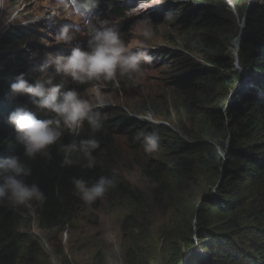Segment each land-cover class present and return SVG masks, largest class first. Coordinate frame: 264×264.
Returning <instances> with one entry per match:
<instances>
[{"label":"rangeland","instance_id":"374dc122","mask_svg":"<svg viewBox=\"0 0 264 264\" xmlns=\"http://www.w3.org/2000/svg\"><path fill=\"white\" fill-rule=\"evenodd\" d=\"M117 1L127 7L120 17L109 7L98 9L96 13L99 19L118 25L126 46L136 50L144 40L140 22L145 17L163 15L168 4L165 0ZM171 1L178 2L179 7L186 3L184 0ZM236 1L190 0L194 8L205 4L214 6L215 14L224 22L222 29L209 34L211 40L195 47L197 42L190 32L182 34L185 29L177 21L172 22L177 16L173 15L171 22L162 18L152 23L154 35L145 42L152 57L151 63L142 62V70L132 75V81L124 91L101 81L82 93L99 106L97 110L106 117L119 115L114 123L121 135L108 155L109 168L116 180L129 182L139 192L141 202L139 204L119 191L107 190L97 206L81 204L71 219L50 229L39 226L40 203L33 202L30 207L15 206L17 231L33 239L39 252L30 258L25 248L19 264H126L122 223L128 214L138 219L139 229L134 232L146 239L142 243L148 251L146 264H227L229 255L233 254L224 251L221 243L214 242L220 234L230 235L227 228L219 226L229 216L227 207L238 208L239 213L247 218L243 225L247 229L244 242L235 236L231 238L232 249L242 251L236 260H264V190L256 194L251 185L243 182L244 160L234 165L233 176L228 175L226 167H222L219 176L215 175V162L222 159L225 163L233 159L234 152L240 148L237 145H246L253 135L251 130L241 133L238 120L242 115H231L233 106L241 105L247 96L264 99V71H259L255 65L242 66L239 62L245 28ZM253 2L264 3V0H240L241 4ZM53 6V0H0V54L13 52L34 61L49 54L57 57L56 54L64 53L67 56L73 47H86L87 29L82 23L84 30L76 33L70 43H62L55 33H48L50 26L46 18L57 23L54 17L57 9L54 10ZM60 22L80 23L76 16L64 17ZM23 29L28 34L20 33ZM180 37L188 39V45L195 48L190 49ZM213 58L229 60V67L221 68L208 62L207 59ZM38 65L41 68L42 65ZM191 67H214L224 77L233 78L234 84L227 91L207 82L196 87H183L174 76ZM33 70L29 76H35ZM47 70L46 74L50 72ZM42 73L38 71V79L45 78ZM65 77V83H76L71 77ZM19 103L36 111L26 100ZM145 105L148 109L141 110ZM218 112L224 119V128L221 129L213 125L211 116ZM123 115L132 122L142 120L168 128L167 134L161 138L164 146L170 148H163L161 153L163 159L173 166L172 171L178 174L174 181H180L179 188L184 189L174 199L162 202L163 198H157L158 182L144 175L125 137L121 138L123 132L133 128L131 122H119ZM137 129L133 131L140 128ZM178 141L194 145L197 151L191 154L179 149ZM218 205H221L220 210L216 208ZM200 208L203 209L201 218ZM204 209L208 211L207 215H204ZM183 210L187 212L186 216H181ZM249 229L253 230L254 236ZM169 243L177 249L182 247L178 263L170 260L173 246L169 247Z\"/></svg>","mask_w":264,"mask_h":264},{"label":"trees","instance_id":"16d2710c","mask_svg":"<svg viewBox=\"0 0 264 264\" xmlns=\"http://www.w3.org/2000/svg\"><path fill=\"white\" fill-rule=\"evenodd\" d=\"M165 1L168 5L162 11L163 15L159 14L155 18H150L152 23L155 24L160 19H165L166 15L169 13H171L172 16H177L175 21L172 22L174 23L177 21V23L185 29L182 34H188V32H190L197 42L195 47H199L200 43L206 44L208 40L212 39L209 36L210 33L224 27V22L215 14V9L212 5L205 4L200 8H194L195 6L191 4L190 0H184L186 3L179 7L178 2H172L171 0ZM101 2H103V0H101ZM110 5L114 8V15L121 16L125 14L127 10V7L122 6L117 0H110ZM235 5L237 6L241 18L247 15L245 27L246 36L242 40L239 62L242 66L255 65L259 71H264V3L253 2V4H241L240 0H237ZM20 33L28 34L26 29H23ZM179 39L190 49L195 48L188 45V39L184 37H180ZM212 44L214 45L215 43ZM207 60L208 62H214L221 68L229 67V60L219 58ZM30 66V61L20 54H15L13 52L0 54V161L11 156H18L30 167L31 174L25 178L26 183L37 184L45 196L43 204H41L38 209L39 226L42 229L57 227L63 221L71 219L77 207L85 203L72 183L73 178H82L91 184L101 176H107L112 181V185L107 189L109 192L119 191L140 204L142 197L139 192L134 189L129 182L116 180L109 168L110 159H108V155L115 146L117 138H119L118 136L121 135L117 133L118 130L115 127L116 123H114V119L119 118V115L106 117L101 112L103 127L100 131H91L87 123H85L79 136L73 137L68 133L62 136L61 143L65 145L72 142L73 139H76L78 142L89 136H95L100 142V147L93 152L97 163L92 169L83 167V161L72 166L63 165V154L59 151L58 145L50 146V159L40 155H37L35 159H30L25 156L24 146L18 142L14 126L9 123V116L17 107H22L23 104L19 103V101H28V105L32 109L35 108V105H33L30 95L10 98L9 93L10 86L12 83L16 82V77L18 75L24 74L25 77L29 76L30 72L33 70ZM181 71L182 72L174 76V78L183 87H196L200 83L207 82L212 86L222 87L227 91L229 87L234 84L233 78L229 79L224 77L214 67L202 69L191 67L187 68V70L182 69ZM101 81L113 85L117 90L124 91L132 81V76L131 78L127 76H118L116 81L93 80L85 83L77 82L76 89L83 93L92 86L99 84ZM227 106H229V103ZM25 108H27L26 104ZM147 109L146 105L141 108V110ZM232 109L231 115H242V119L238 120L241 133L245 131L243 132V134H245L248 130H251L253 135L249 138L246 145H237L240 148L234 152L232 156L233 159H229L225 163L222 159L215 162V175L219 176L222 167H226L228 175L233 176L235 170L234 165H238L239 161L244 160L245 172L243 182H245L247 186L251 185L253 192L257 194L264 190V99H258L255 96H247L241 105H234ZM37 116L39 119L51 118V114L46 112H38ZM211 116L213 125L217 129L224 128V119L219 112ZM119 120V122H127L126 124L130 122L133 123V128L127 132H123L124 134L121 138L125 137L128 143L127 146L133 152L138 163H140L144 175L158 182L159 188L157 191V198H163V202L165 199L172 200L174 196H178L179 193H182L184 189L182 187L179 188L180 181H174V178L178 177V174L172 171L173 166L163 159L161 153L163 148H170L164 146V141L161 138V136L167 134L168 128L164 125H155L142 120H135L132 122L124 115L120 116ZM134 128L140 129H137L138 131L136 132L133 131ZM153 132H156L160 137V147L158 151L146 153L141 141L136 140L135 137L138 133L150 134ZM178 146L179 149L187 150L191 154L197 151L194 149V145L184 141H178ZM222 151L228 153L227 149H223ZM73 158L75 159V157ZM235 159H237L236 162ZM176 166L178 170H181L179 165ZM176 186H178L177 189ZM99 201L100 198L91 203V205L97 206ZM220 206L221 205H218L216 208L220 210ZM227 209L230 210L228 211L229 216L227 220H224L225 222L219 223V226L227 228L230 235L223 233L216 236L214 239L215 243H221L220 246L224 251L229 252L228 254H233L229 255L227 264H264V260L258 262L236 260V258L240 256L239 253L242 251L238 248L232 249L231 238L235 236L244 242L247 229L244 228L243 225L247 223V218L239 213L238 208L230 209L227 207ZM186 214L187 212L183 210L181 216H186ZM202 214L203 209L200 210L199 218L202 217ZM207 214L208 211L204 209V215ZM14 218V206L7 204L0 205V264H19L24 257L25 248L28 254L27 257L34 258L39 253L36 250L34 240L28 239L27 235L17 231ZM137 220L135 215L128 214L122 223V240L126 247V264H146V262H148V251L142 247V243L146 242V239L134 232L139 229L136 223ZM249 232L254 236L252 229H249ZM168 245L169 247L173 246L171 247L173 251L170 254L171 262L175 260V262L178 263L182 256V247L180 250L171 243Z\"/></svg>","mask_w":264,"mask_h":264},{"label":"clouds","instance_id":"9594fccd","mask_svg":"<svg viewBox=\"0 0 264 264\" xmlns=\"http://www.w3.org/2000/svg\"><path fill=\"white\" fill-rule=\"evenodd\" d=\"M53 1V8L57 9L54 15L57 23L54 24L46 18V23L50 26L48 33H55L57 40L62 43H70L76 38V33L84 30L81 27L82 23L87 29V45L84 48L73 47L71 54L67 56H64V53L56 54L57 57L49 54L48 57L30 61L33 71L36 72L35 76L30 75L26 78L24 74L18 75L16 82L10 86L9 96L15 98L30 95L36 111L17 107L10 114L9 123L14 126L17 140L24 146V154L28 158L35 159L40 155L50 159V146L58 145L59 151L63 154V165L72 166L83 161V167L92 169L97 163L93 152L100 147V142L94 135L78 142L73 139L67 145L61 143L65 133L73 137L79 136L85 123L93 132H98L103 127L101 112L97 110L99 106L85 98L80 91L73 88V85L93 80L116 81L118 76L131 78L134 73L140 72L142 62L152 61L145 48V42L154 35L152 21L145 17L140 22L144 40L136 50H130L119 26L99 19L96 13L98 9L106 7L113 13L114 8L110 5V0ZM75 16L80 23L72 25L68 24L69 22H66L67 24L60 22L64 17ZM165 19L171 22L173 20L171 13L167 14ZM38 63L42 65L41 68ZM47 69L50 74H46ZM39 70L43 72L45 78L38 79ZM65 75L76 83H65L67 81ZM38 112L49 113L51 118L39 119ZM135 139L141 141L146 153L159 150L160 137L156 132L138 133ZM30 174V167L18 156L0 161V205L30 207L33 202L43 204L45 196L39 186L35 183H26L25 178ZM72 183L80 193L81 199L88 204L102 197L112 185L111 179L107 176H101L91 184L82 178H73Z\"/></svg>","mask_w":264,"mask_h":264},{"label":"water","instance_id":"95a60500","mask_svg":"<svg viewBox=\"0 0 264 264\" xmlns=\"http://www.w3.org/2000/svg\"><path fill=\"white\" fill-rule=\"evenodd\" d=\"M246 22H247V15L244 17V20H243V28H245L246 27ZM246 36V33L245 34H243V38ZM240 41H241V38L239 39V43H240ZM240 45V44H239Z\"/></svg>","mask_w":264,"mask_h":264},{"label":"bare ground","instance_id":"6f19581e","mask_svg":"<svg viewBox=\"0 0 264 264\" xmlns=\"http://www.w3.org/2000/svg\"><path fill=\"white\" fill-rule=\"evenodd\" d=\"M117 5H119V4H117ZM130 6V5H129ZM115 7V6H114ZM122 7V6H121ZM118 12V11H117ZM120 17V16H119ZM32 32V31H31ZM24 46V45H23ZM46 50V49H45ZM37 51V50H36ZM34 52V51H33ZM32 55V54H31ZM33 56V55H32ZM37 57V56H36ZM48 71V70H47Z\"/></svg>","mask_w":264,"mask_h":264}]
</instances>
